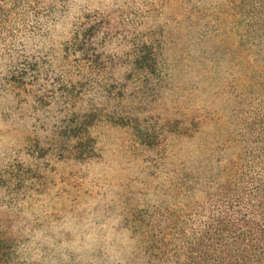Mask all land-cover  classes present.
Masks as SVG:
<instances>
[{
  "label": "rangeland",
  "instance_id": "obj_1",
  "mask_svg": "<svg viewBox=\"0 0 264 264\" xmlns=\"http://www.w3.org/2000/svg\"><path fill=\"white\" fill-rule=\"evenodd\" d=\"M60 2L0 44V264H144L135 216L174 207L181 170L229 135L247 51L175 0ZM149 33L150 77L133 58Z\"/></svg>",
  "mask_w": 264,
  "mask_h": 264
},
{
  "label": "trees",
  "instance_id": "obj_2",
  "mask_svg": "<svg viewBox=\"0 0 264 264\" xmlns=\"http://www.w3.org/2000/svg\"><path fill=\"white\" fill-rule=\"evenodd\" d=\"M60 1L0 0V44L10 51L6 42L17 35L20 24L53 15ZM175 1L196 24L232 25L247 54L229 135L192 173L181 170L174 207L135 216L134 223L142 227L144 264H264V0ZM133 45L135 68L149 77L160 73L154 34ZM129 125L146 145L161 137L137 119ZM5 237H0L3 245Z\"/></svg>",
  "mask_w": 264,
  "mask_h": 264
}]
</instances>
